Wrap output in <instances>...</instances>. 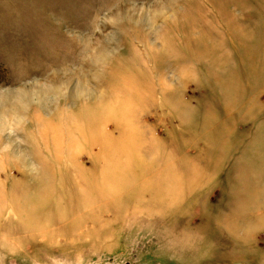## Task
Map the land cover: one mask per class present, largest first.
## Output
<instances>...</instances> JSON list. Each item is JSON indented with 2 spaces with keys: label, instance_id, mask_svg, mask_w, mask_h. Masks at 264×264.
<instances>
[{
  "label": "rangeland",
  "instance_id": "1",
  "mask_svg": "<svg viewBox=\"0 0 264 264\" xmlns=\"http://www.w3.org/2000/svg\"><path fill=\"white\" fill-rule=\"evenodd\" d=\"M0 264H264V0H0Z\"/></svg>",
  "mask_w": 264,
  "mask_h": 264
}]
</instances>
